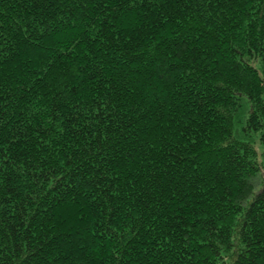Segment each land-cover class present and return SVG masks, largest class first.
<instances>
[{"label":"trees","instance_id":"16d2710c","mask_svg":"<svg viewBox=\"0 0 264 264\" xmlns=\"http://www.w3.org/2000/svg\"><path fill=\"white\" fill-rule=\"evenodd\" d=\"M0 264H264V0H0Z\"/></svg>","mask_w":264,"mask_h":264}]
</instances>
